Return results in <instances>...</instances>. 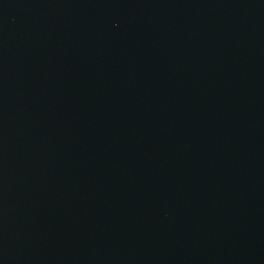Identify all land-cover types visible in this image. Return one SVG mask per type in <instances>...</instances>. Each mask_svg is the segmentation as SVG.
<instances>
[{"label": "water", "instance_id": "water-1", "mask_svg": "<svg viewBox=\"0 0 264 264\" xmlns=\"http://www.w3.org/2000/svg\"><path fill=\"white\" fill-rule=\"evenodd\" d=\"M0 264H264V0H0Z\"/></svg>", "mask_w": 264, "mask_h": 264}]
</instances>
